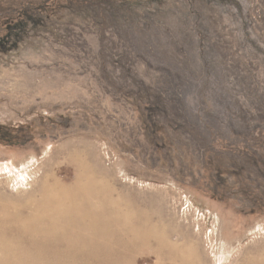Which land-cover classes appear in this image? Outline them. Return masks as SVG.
<instances>
[{"label": "rangeland", "instance_id": "rangeland-1", "mask_svg": "<svg viewBox=\"0 0 264 264\" xmlns=\"http://www.w3.org/2000/svg\"><path fill=\"white\" fill-rule=\"evenodd\" d=\"M236 1L129 0L103 42L66 10L0 35V264H264V0ZM110 79L164 95L202 149L180 138L173 168ZM203 149L244 156L237 213L193 195Z\"/></svg>", "mask_w": 264, "mask_h": 264}, {"label": "trees", "instance_id": "trees-1", "mask_svg": "<svg viewBox=\"0 0 264 264\" xmlns=\"http://www.w3.org/2000/svg\"><path fill=\"white\" fill-rule=\"evenodd\" d=\"M128 1L129 0H0V35L8 36L3 34H13L23 29H28L30 25L36 26V23L40 24L42 22L51 21L62 13L60 11L66 10L69 12H78L82 15H93L101 27L100 41L103 42L104 37L102 34L104 35V30L106 29L105 25L109 24L111 21V18L108 19L104 15L108 13L112 17L117 11L121 12L122 9H126ZM226 1L238 8L240 7V4L236 0ZM116 84L117 82L113 79H110L108 83V85H112L110 86L112 90H117L119 93H122L119 88H117ZM151 91L154 93L153 95H151L140 82L139 85L136 84L134 88L130 89L128 93L122 94L128 100H131L134 112L139 116L141 131L146 145L154 148L160 157H166L173 168H179L183 166V164L178 166L176 159L171 158V150H177L181 147L178 140L188 136L190 139L194 140L201 149L202 143L200 139L191 132L187 121L173 122L177 113L175 107L169 104L171 101L168 102L165 100L164 95L160 92ZM129 95H132V99H129ZM155 120L159 121L156 122ZM159 122L161 125L157 124ZM48 124L49 122L40 121V129L42 127H48ZM162 125H165V127ZM19 131L20 133L17 136L19 141L16 142V146L24 147L30 142L28 133L24 130ZM10 134L9 127L0 125V137H5L6 140H10ZM228 151L236 154L232 149ZM250 153L251 152H247V155ZM190 155L192 157L194 154L190 153ZM257 155H252L254 161L250 160V163L260 170L258 176H261L264 174V164L260 165L258 163L260 160L256 157ZM243 158L244 156L240 157L239 160ZM239 160H225L224 157L219 156L218 160L213 159L212 161L209 150H204L202 172L199 173L201 177L195 181L197 184L195 186L202 191V194L199 190L193 192L196 198H199V194L202 196L200 205L204 206L208 203L207 201H212L224 208L233 209L237 213V210L231 205L230 199L226 193H228L229 189L230 192L237 191L234 188H227V185L229 186V179H232L236 185L239 183L241 184V179L244 180V177L241 176L243 173V163L237 162ZM192 161L195 162V159L193 158ZM198 163H200V159ZM195 203L198 206L197 202ZM203 206L202 208H204ZM260 206L261 201L257 199L254 203L252 202V207L249 211L254 214L256 211L260 210L258 208Z\"/></svg>", "mask_w": 264, "mask_h": 264}]
</instances>
